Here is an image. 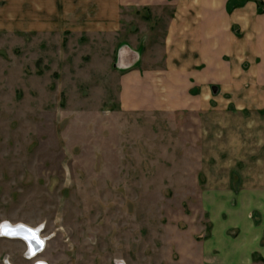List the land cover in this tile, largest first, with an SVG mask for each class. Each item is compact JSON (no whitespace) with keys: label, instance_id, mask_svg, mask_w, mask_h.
<instances>
[{"label":"rangeland","instance_id":"374dc122","mask_svg":"<svg viewBox=\"0 0 264 264\" xmlns=\"http://www.w3.org/2000/svg\"><path fill=\"white\" fill-rule=\"evenodd\" d=\"M151 20L139 24H157L158 42L164 21ZM121 38L91 55L0 35V225L41 227L47 264H264V195L204 196L229 166L264 186L250 177L262 171L260 124L120 111ZM146 48V64L163 61ZM0 236V264H33L22 240Z\"/></svg>","mask_w":264,"mask_h":264},{"label":"crops","instance_id":"0c3cea01","mask_svg":"<svg viewBox=\"0 0 264 264\" xmlns=\"http://www.w3.org/2000/svg\"><path fill=\"white\" fill-rule=\"evenodd\" d=\"M260 1L261 6L256 0H0V35L38 36L91 55L122 36L113 49L120 111L245 116L264 131ZM154 17L164 21L158 42L149 38L157 36V24L154 30L139 24ZM147 45L164 53L160 64H146ZM255 159L262 171L250 177L264 180V156ZM232 174L242 181L237 187ZM221 177L225 186L204 189L208 205L222 195H264L263 184L243 182L249 177L233 166Z\"/></svg>","mask_w":264,"mask_h":264},{"label":"bare ground","instance_id":"6f19581e","mask_svg":"<svg viewBox=\"0 0 264 264\" xmlns=\"http://www.w3.org/2000/svg\"><path fill=\"white\" fill-rule=\"evenodd\" d=\"M13 224V223H12ZM11 223H5V224H2L0 225V235H4L5 232L4 230L6 231V235H10L11 238H15V239H24V240H27L29 245H30V248L31 249H38L40 245H42L44 242H43V237L41 238L39 235V238L35 236V229L36 230H39L38 233L40 232V228L41 227H35V228H31L29 226H26V225H20V224H15V225H12ZM41 242H39V241ZM37 241L40 243V245H37ZM38 246V247H37ZM28 252L27 254H31L30 256L32 257V253L28 247ZM30 251V252H29ZM39 252V251H38Z\"/></svg>","mask_w":264,"mask_h":264},{"label":"built area","instance_id":"2783aa9c","mask_svg":"<svg viewBox=\"0 0 264 264\" xmlns=\"http://www.w3.org/2000/svg\"><path fill=\"white\" fill-rule=\"evenodd\" d=\"M43 244L41 245V248L40 250H34L33 251V255L32 257L30 256L31 254H27L28 250L26 249L25 252H24V257L26 259H34L33 261V264H47V262L41 258L38 257V255L44 250L45 248V243H46V240L45 238L43 239ZM39 251V252H38ZM6 264V263H5ZM117 264H120V263H117Z\"/></svg>","mask_w":264,"mask_h":264},{"label":"flooded vegetation","instance_id":"af4514ba","mask_svg":"<svg viewBox=\"0 0 264 264\" xmlns=\"http://www.w3.org/2000/svg\"><path fill=\"white\" fill-rule=\"evenodd\" d=\"M5 223H10V222H8V221H4V223H1V225H2V224H5ZM11 224H12V223H11ZM15 224H20V225L22 224V225H24V224L21 223V222H19V223H13L12 225H15ZM31 228H35V227L32 226ZM34 231H35V236H36V237L39 238V236H40V237L42 238V236L39 234L40 232L38 233L39 230H36V229H35ZM4 232H5V234H4L2 237H6V238H8V239H15V238H11L10 235H8V234L6 235V231H5V230H4ZM37 235H39V236H37ZM0 237H1V236H0ZM19 240H22V241L24 242V244L26 245V248L28 249V247H29V249H30L31 252L34 251V249H31V248H30V245H29V243H28L27 240H24V239H22V238L19 239ZM38 241H39V240H38ZM38 241H37V243H38L37 245H40L41 242L39 241V242H40V243H39ZM37 247H38V246H37ZM40 248H41V245L39 246L38 249L36 248L35 250H40ZM30 251H29V252H30Z\"/></svg>","mask_w":264,"mask_h":264},{"label":"trees","instance_id":"16d2710c","mask_svg":"<svg viewBox=\"0 0 264 264\" xmlns=\"http://www.w3.org/2000/svg\"><path fill=\"white\" fill-rule=\"evenodd\" d=\"M256 1H257L258 6L263 5L260 0H256ZM258 10H259V12H262V11H264V8H259Z\"/></svg>","mask_w":264,"mask_h":264}]
</instances>
